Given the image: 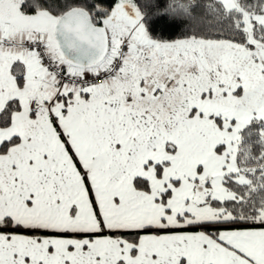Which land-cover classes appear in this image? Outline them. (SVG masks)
<instances>
[{"label":"snow or ice","instance_id":"1","mask_svg":"<svg viewBox=\"0 0 264 264\" xmlns=\"http://www.w3.org/2000/svg\"><path fill=\"white\" fill-rule=\"evenodd\" d=\"M0 264H264V0H0Z\"/></svg>","mask_w":264,"mask_h":264}]
</instances>
